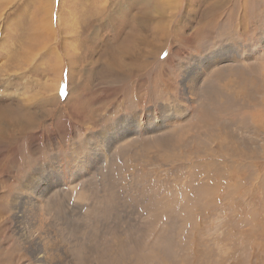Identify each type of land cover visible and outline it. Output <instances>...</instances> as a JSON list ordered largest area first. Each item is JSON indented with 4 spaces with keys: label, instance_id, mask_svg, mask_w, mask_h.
I'll return each instance as SVG.
<instances>
[{
    "label": "rangeland",
    "instance_id": "obj_1",
    "mask_svg": "<svg viewBox=\"0 0 264 264\" xmlns=\"http://www.w3.org/2000/svg\"><path fill=\"white\" fill-rule=\"evenodd\" d=\"M0 264H264V0H0Z\"/></svg>",
    "mask_w": 264,
    "mask_h": 264
},
{
    "label": "bare ground",
    "instance_id": "obj_2",
    "mask_svg": "<svg viewBox=\"0 0 264 264\" xmlns=\"http://www.w3.org/2000/svg\"><path fill=\"white\" fill-rule=\"evenodd\" d=\"M217 1H219V0H217ZM215 6H217V4L215 5ZM143 14H144V17L142 18V20L141 21H139V22H137V25H139L140 27H141V29H142V25L146 22V21H148V19L150 20V21H153V20H151L150 19V17H148L147 15H146V13L145 12H142ZM146 15V16H145ZM137 20H139V17H137ZM155 22V21H154ZM43 25V24H42ZM46 25V24H45ZM42 27V26H41ZM139 28V27H138ZM134 42H136V41H134ZM138 42V41H137ZM139 44H141L142 45V42H138ZM226 51V50H225ZM229 52V51H228ZM231 52V51H230ZM143 53H145V52H141V53H139L138 55H142ZM219 53V52H218ZM217 55V54H216ZM218 56V55H217ZM216 56V57H217ZM220 56V55H219ZM123 57H125L124 55L123 56H119V57H113L112 59H110L109 58V60L107 61V65L109 66L108 68H110V70H117V71H119L120 72V75H122L121 77H127L126 75H127V72L128 73H130V70H132L131 68H129V70L127 71V69L125 68L126 66H131V67H133V65H136L137 63L139 64V63H141V61H139L138 59V56H136V57H133V58H130L129 59V61H128V63L126 64V63H121V62H119L118 60H122L123 59ZM229 58H231V60H233V61H235V54H233V56H229ZM127 59V58H126ZM217 59V58H216ZM219 59V58H218ZM217 59V60H218ZM143 63H144V66L146 65V66H148L149 65V62L148 61H143ZM125 68V69H124ZM186 89H187V87H186ZM188 90V89H187ZM142 118L140 117L139 118V120L136 122V126H140L141 127V125H140V123L141 122H139L140 120H141ZM19 121H16L15 123L17 124V122H23V121H25V120H22V119H18ZM36 122V121H35ZM137 123H138V125H137ZM132 125H134V124H132ZM129 126H131V125H128V127ZM167 143V142H166ZM33 180L31 179V180H29V182H32ZM35 185H38V183H36ZM19 205V204H18ZM17 208H19V207H17ZM15 224H20V223H15ZM22 224H20L19 226H21ZM43 229V228H42ZM22 233V232H21ZM38 259H39V257H38ZM37 260V259H36ZM41 261V260H40ZM43 262V261H42Z\"/></svg>",
    "mask_w": 264,
    "mask_h": 264
},
{
    "label": "crops",
    "instance_id": "obj_3",
    "mask_svg": "<svg viewBox=\"0 0 264 264\" xmlns=\"http://www.w3.org/2000/svg\"><path fill=\"white\" fill-rule=\"evenodd\" d=\"M251 113V111H249Z\"/></svg>",
    "mask_w": 264,
    "mask_h": 264
}]
</instances>
